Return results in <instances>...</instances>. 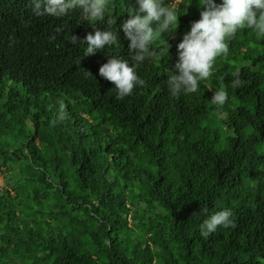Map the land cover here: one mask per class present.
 <instances>
[{"label":"trees","instance_id":"obj_1","mask_svg":"<svg viewBox=\"0 0 264 264\" xmlns=\"http://www.w3.org/2000/svg\"><path fill=\"white\" fill-rule=\"evenodd\" d=\"M175 2L177 28L137 68L145 84L117 99L98 69L130 59L134 0L95 20L0 0V264H264V35L238 30L198 90L172 96L176 45L199 18L196 0ZM110 20L119 47L84 56L79 41ZM202 207L233 223L201 236Z\"/></svg>","mask_w":264,"mask_h":264},{"label":"clouds","instance_id":"obj_2","mask_svg":"<svg viewBox=\"0 0 264 264\" xmlns=\"http://www.w3.org/2000/svg\"><path fill=\"white\" fill-rule=\"evenodd\" d=\"M134 3L135 6L126 8L128 18L120 25L123 37L128 41L130 59L108 55L107 61L98 69L101 77L113 82L112 89L117 99L131 95L135 87L145 84L137 74L138 66L157 56L153 48L156 39L162 34H172L181 15L175 0H134ZM196 3L199 18L190 23L189 30L177 43V59L167 73L166 85L172 96L196 92L199 82L212 74L217 57L228 53L229 41L238 30L248 28L253 29L257 36L264 35V0H196ZM73 9H79L89 19H102L107 0H36L35 3L38 14L55 17L67 15ZM108 23L110 26L107 28L93 26L94 31L86 33L79 41V44L86 45L84 56L119 47L120 32L112 27L114 21ZM70 41L78 43L76 36H71ZM242 83L237 73L231 85L240 87ZM227 98V91L218 88L209 102L213 106H222ZM64 118V105L61 104L57 120ZM192 214L205 217L199 225L203 237L209 236L218 227L227 228L233 223L229 208L210 212L207 207H202Z\"/></svg>","mask_w":264,"mask_h":264},{"label":"rangeland","instance_id":"obj_3","mask_svg":"<svg viewBox=\"0 0 264 264\" xmlns=\"http://www.w3.org/2000/svg\"><path fill=\"white\" fill-rule=\"evenodd\" d=\"M2 169V168H1ZM2 171H3V173H2ZM5 173H7L6 171H4V170H0V185H2L3 184V174H5ZM21 192V191H20Z\"/></svg>","mask_w":264,"mask_h":264}]
</instances>
